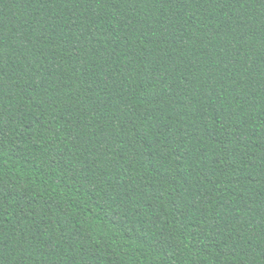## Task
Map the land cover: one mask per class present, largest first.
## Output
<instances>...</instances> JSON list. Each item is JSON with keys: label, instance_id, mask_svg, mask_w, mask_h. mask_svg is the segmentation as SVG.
<instances>
[{"label": "trees", "instance_id": "trees-1", "mask_svg": "<svg viewBox=\"0 0 264 264\" xmlns=\"http://www.w3.org/2000/svg\"><path fill=\"white\" fill-rule=\"evenodd\" d=\"M0 264H264V0H0Z\"/></svg>", "mask_w": 264, "mask_h": 264}]
</instances>
